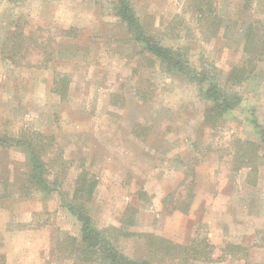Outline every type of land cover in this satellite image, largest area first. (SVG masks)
Instances as JSON below:
<instances>
[{
  "label": "rangeland",
  "instance_id": "374dc122",
  "mask_svg": "<svg viewBox=\"0 0 264 264\" xmlns=\"http://www.w3.org/2000/svg\"><path fill=\"white\" fill-rule=\"evenodd\" d=\"M208 1V17L198 11L207 0L131 5L149 34L181 49L210 84L238 93L213 126L203 120L209 82L149 58L112 0H0V136H51L42 157L49 180L58 179L49 190L25 188V149L0 147V264H107L68 253L80 223L62 199L73 201L82 174L96 181L85 203L93 225L131 232L116 243L132 259L264 264V144L254 127H264V55L241 84L226 82L245 60L246 26L264 21V0ZM126 206L138 210L132 226L119 221ZM12 229L27 235L10 240ZM148 234L197 246L212 260L154 251Z\"/></svg>",
  "mask_w": 264,
  "mask_h": 264
},
{
  "label": "trees",
  "instance_id": "16d2710c",
  "mask_svg": "<svg viewBox=\"0 0 264 264\" xmlns=\"http://www.w3.org/2000/svg\"><path fill=\"white\" fill-rule=\"evenodd\" d=\"M247 1V0H245ZM112 13L126 27L127 34L133 41L141 46V49L148 57L158 59L159 63L168 71L182 73L189 81H198L199 84L208 81V87L205 89L207 98L211 104L205 108L203 120L208 125H215L219 116L224 112L234 108L239 100L238 93L231 89H220L211 83L205 72L197 71L192 68L184 52L179 48H173L161 43V39L149 34L141 24L138 16L131 5V0H112ZM204 6L207 9L203 8ZM212 4L207 3L199 6L198 11L211 16L214 13ZM244 32V41L242 50L245 53V60L241 64H233L226 76V82L231 85L241 84L254 70L253 62L262 59L264 55V21L256 20L255 24H248ZM11 39V38H10ZM9 39V40H10ZM62 85L55 89L59 96H64L67 90L66 75L62 76ZM210 84V85H209ZM254 127L259 135V141L264 143V127L257 121ZM51 142V136L35 132L33 135L21 133L17 136H0V147L19 146L25 149L29 163L30 172L26 179V185L37 190H49L58 183V179L51 181L48 178V166L43 159L46 144L44 139ZM42 139V140H41ZM245 165V164H244ZM96 181L88 175L82 174L76 180L73 194V201L62 199V205L76 218L80 223V240L70 236L71 247L68 253L73 255L75 260L81 262H92L97 258L104 260L107 264H151L149 260L132 259L119 250L117 246V237L119 235H133L131 232H125L122 227L109 226L104 230H98L92 222V217L87 211L85 203L92 198ZM23 190V188L21 189ZM27 190V189H26ZM187 210V208H186ZM138 210L133 206H126L120 218L123 226H132L136 223V214ZM149 248L154 251H163L166 255L177 256L178 252L188 253L187 259L211 261L209 254L203 252L194 245H180L169 240L148 234ZM186 255H184L185 257Z\"/></svg>",
  "mask_w": 264,
  "mask_h": 264
},
{
  "label": "crops",
  "instance_id": "0c3cea01",
  "mask_svg": "<svg viewBox=\"0 0 264 264\" xmlns=\"http://www.w3.org/2000/svg\"><path fill=\"white\" fill-rule=\"evenodd\" d=\"M259 139V138H258ZM262 144H264V143H262ZM198 182H199V180H198ZM256 184H257V182H255V186H256ZM200 187L198 186V188H197V190L199 189ZM195 197H196V195H195ZM194 197V198H195ZM13 230V231H12ZM12 230H10L9 231V233H7V238L8 239H10V240H13L15 237H19L18 235H27V232L26 231H24V232H19L18 230H14V229H12ZM28 231V230H27ZM24 233V234H23ZM31 233H33V232H31ZM28 234H30V232L28 231ZM12 253V252H11ZM8 255H11L10 253L8 254ZM7 255V256H8ZM9 257V256H8ZM11 257V256H10ZM8 260V259H7Z\"/></svg>",
  "mask_w": 264,
  "mask_h": 264
}]
</instances>
